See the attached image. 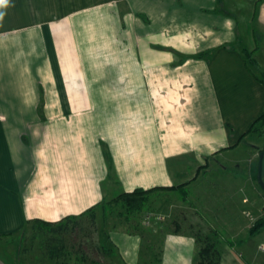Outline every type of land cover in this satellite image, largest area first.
<instances>
[{
  "label": "crops",
  "instance_id": "obj_1",
  "mask_svg": "<svg viewBox=\"0 0 264 264\" xmlns=\"http://www.w3.org/2000/svg\"><path fill=\"white\" fill-rule=\"evenodd\" d=\"M253 74L264 76V0H8L0 7V264H15L10 243L38 229L33 222L82 219L136 189L186 187L209 159L220 162L264 112ZM190 229L174 228L145 262L197 264L206 241ZM114 232L119 242L102 241L107 254L111 245L120 264H142L140 236ZM230 232L212 233L211 258L264 264L263 233ZM78 233L64 236V264L80 263ZM39 234L41 263L55 264L44 244L52 233Z\"/></svg>",
  "mask_w": 264,
  "mask_h": 264
},
{
  "label": "rangeland",
  "instance_id": "obj_2",
  "mask_svg": "<svg viewBox=\"0 0 264 264\" xmlns=\"http://www.w3.org/2000/svg\"><path fill=\"white\" fill-rule=\"evenodd\" d=\"M95 55L99 59L104 55V58L113 60L118 59L119 53L96 52ZM240 143L239 147L230 148L229 152H227L229 149L224 150L220 162L214 163L215 159H209L197 173L196 178L185 187L186 197L176 190L156 193L149 198L142 212L137 214L138 216H131L127 222L122 217L124 212L119 211L121 215L114 212L104 217L101 209L96 210L95 230L90 226L89 217L80 219L84 229L78 233V239L85 244L87 257L96 264H120L111 245L109 254L105 256L100 255L95 249V246L102 244L103 232H106L111 241L119 242L114 231L137 234L140 229L138 236L142 240L140 252L142 264H148L145 261L150 253H158L163 238L172 233L174 228L183 232L191 228L192 233L196 235L200 233L202 240L209 241L214 238L212 233L218 228L222 233L228 234L231 230L239 235L249 233L248 229L263 215L264 209V191L257 182L259 155L264 149V127L251 132ZM262 180L264 183V159ZM234 191L238 192L237 197L233 195L231 198L229 195ZM195 208L203 209L200 211L201 216L210 222L207 228L206 226L200 228V222L204 221V218L194 211ZM135 226L139 227L138 231L132 229ZM261 233L264 234V229L257 236ZM39 235L37 229L31 228L30 231L21 233V236L16 238L17 241L13 239L10 250L12 249L15 264H43L40 260L42 242ZM150 246L154 249H146ZM259 246H264V239ZM130 253L131 250H128L129 255ZM79 264L91 263L86 261Z\"/></svg>",
  "mask_w": 264,
  "mask_h": 264
},
{
  "label": "trees",
  "instance_id": "obj_3",
  "mask_svg": "<svg viewBox=\"0 0 264 264\" xmlns=\"http://www.w3.org/2000/svg\"><path fill=\"white\" fill-rule=\"evenodd\" d=\"M206 55L201 54L199 56H196V58L203 59L206 57ZM244 59L246 63H248V65L254 66L256 68L255 63L252 60L251 55L249 53L244 52ZM253 76L256 78V80H258L264 86V76L263 75L257 76L256 74H253ZM261 127H264V112L259 117H257V119L251 124L248 131L244 133V135L241 137L240 140H242L245 136L249 135L251 132H255V130ZM260 153H262L264 156V149ZM174 190L178 192L180 191L183 197L187 196L185 192L186 191L185 185H179L176 187L174 186L173 187H156V188H152L149 190L136 189L130 193H121L109 201H104L99 206V209H101L104 217L114 212H119V211H121V213L124 212L122 217H124V219L127 222L131 216H138L137 214H140L142 212L145 205H147L149 198L152 197L154 194L160 193V192H169V191H174ZM95 212H96L95 209H90L88 213H86V217H89L90 222H91L90 226L94 228V230L96 228ZM121 213L119 212L118 215H121ZM79 219L81 218L80 217L79 218L67 217V218L62 219L59 223L55 224V226H52L46 223H40L39 221L33 222L34 224L37 225L38 231L39 229L43 230V228H47L49 230V233H52V237L46 238V240L44 241L45 242L44 244H45V247H47L46 250H47L48 255L51 257L52 260L56 261L55 264H64L63 261L62 262L60 261V258L63 255V250L66 249L64 236L66 234H69L70 232H74L76 227L78 228L79 233L83 231L84 228L80 224ZM69 226H71V229H72L71 231H68ZM137 228L139 229L138 226ZM137 228L135 226L132 229L136 231ZM263 229H264V209H263V215L259 219H257L255 224L251 228H249V234L251 236H255L259 234ZM139 232H140V229L137 234H139ZM103 234H104V242L107 243L108 235L106 234V232H103ZM198 240L203 241L199 236H198ZM204 241H206V244L203 245V247L200 249L198 253L199 261L197 264H218L216 259L211 258V255L214 256L216 254L215 253L216 251H213L212 249L213 247L211 246V243H209V239H204ZM106 248H107L106 244L105 245L99 244L98 246H95V249L97 250V252L102 256H105V254H107L108 249ZM147 248L152 249V250L154 249L151 246ZM78 250L79 252H82L80 262H86L85 253L82 251L81 241L78 244ZM89 263L96 264V262L94 261L93 262L89 261Z\"/></svg>",
  "mask_w": 264,
  "mask_h": 264
},
{
  "label": "water",
  "instance_id": "obj_4",
  "mask_svg": "<svg viewBox=\"0 0 264 264\" xmlns=\"http://www.w3.org/2000/svg\"><path fill=\"white\" fill-rule=\"evenodd\" d=\"M262 171H263V154L260 153L258 161V170H257V182L261 189L264 191V183L262 180Z\"/></svg>",
  "mask_w": 264,
  "mask_h": 264
},
{
  "label": "clouds",
  "instance_id": "obj_5",
  "mask_svg": "<svg viewBox=\"0 0 264 264\" xmlns=\"http://www.w3.org/2000/svg\"><path fill=\"white\" fill-rule=\"evenodd\" d=\"M7 3H8V0H0V7H2L3 5Z\"/></svg>",
  "mask_w": 264,
  "mask_h": 264
},
{
  "label": "built area",
  "instance_id": "obj_6",
  "mask_svg": "<svg viewBox=\"0 0 264 264\" xmlns=\"http://www.w3.org/2000/svg\"><path fill=\"white\" fill-rule=\"evenodd\" d=\"M258 250L260 253L264 255V246H259Z\"/></svg>",
  "mask_w": 264,
  "mask_h": 264
}]
</instances>
